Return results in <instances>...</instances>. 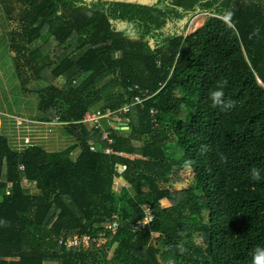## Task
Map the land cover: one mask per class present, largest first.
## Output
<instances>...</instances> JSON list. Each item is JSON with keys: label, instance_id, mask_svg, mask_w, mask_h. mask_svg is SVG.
Wrapping results in <instances>:
<instances>
[{"label": "trees", "instance_id": "1", "mask_svg": "<svg viewBox=\"0 0 264 264\" xmlns=\"http://www.w3.org/2000/svg\"><path fill=\"white\" fill-rule=\"evenodd\" d=\"M0 20L12 95L37 96L35 112L20 113L30 143L0 131V264H256L264 0H0ZM49 77L62 84L26 89ZM224 80L227 110L210 98ZM125 106L127 129L83 121ZM185 167L193 180L175 189ZM143 205L152 218L136 229ZM75 236L88 247L69 246Z\"/></svg>", "mask_w": 264, "mask_h": 264}, {"label": "rangeland", "instance_id": "2", "mask_svg": "<svg viewBox=\"0 0 264 264\" xmlns=\"http://www.w3.org/2000/svg\"><path fill=\"white\" fill-rule=\"evenodd\" d=\"M138 1H149V0H138ZM205 17H206V14L193 17L189 23L188 30H186L185 32L186 35H189L196 28L201 26L205 20ZM2 30L3 29H1V26H0V58H1V55H5L7 59L3 60L2 63L0 61V65H1L0 66V131H2L3 133H8L9 136L13 138L15 134L19 137L17 133V129L21 130L22 127H28V124L31 123V122H28V123L25 122L24 124V119H23L24 117H22L24 115H20V113H25V115L28 114L27 116H29V114H32V112H35V107L37 105V96L33 93L32 94L29 93L27 95L21 94V97H20V94L18 93H13L14 95H12L13 91L11 90H13L14 86H18L19 81L16 76V72H15L12 59L10 55H8L5 51V49L7 48L5 46L6 36H3L5 35V33L1 32ZM114 56H118V53H116ZM50 82H53L58 85L62 84L61 80H57V79H53V77H49L48 79H45V80H41L35 83L34 82L30 83L26 89L36 90L41 87H44ZM5 95L7 96L8 101L6 100ZM20 98H22L21 101H20ZM26 104H28L29 106L28 108L25 106ZM16 113L17 115H20V116H17V115L12 116L13 114H16ZM12 118H15V119H12ZM13 121H15V123L18 125L17 129H16V125L14 127V124L12 123ZM124 129H127V127L125 126ZM102 132L104 134L105 129H103ZM105 134H107V132H105ZM44 143H45L44 147L51 149V145L49 144L50 143L49 138L45 140ZM59 143H60V146H62V148L69 145L67 138L61 139V140L58 139L56 141V144H59ZM117 155H123V154L118 153ZM125 156L131 159L135 158L134 155H125ZM193 174L194 173L190 167L183 168L179 176L181 182H179L178 184H175V187H176L175 189H182V188L188 187V185L193 180V176H194ZM122 186H124V181L120 178L116 179L115 189L120 190ZM161 204H163L164 206H167L169 203L167 199H162ZM183 227L184 226H179V229H183ZM77 244H78V241L76 242V238L68 242L69 246H75ZM83 244L85 246L84 248L86 249L88 247L87 246L88 240L83 239Z\"/></svg>", "mask_w": 264, "mask_h": 264}, {"label": "built area", "instance_id": "3", "mask_svg": "<svg viewBox=\"0 0 264 264\" xmlns=\"http://www.w3.org/2000/svg\"><path fill=\"white\" fill-rule=\"evenodd\" d=\"M136 101L140 102V100L138 98L136 99ZM128 110H129V106H125V107L118 109V110H113V109L108 108L106 110L98 109L97 111H94V112L86 111L83 115V121L98 122L102 117H105L110 121L112 129H118V128L124 129L126 125L124 124L125 118L122 115V113L127 112ZM17 119H18V117H17ZM23 119H24V124H25V122L29 121L26 118H23ZM53 123H56V120H54ZM17 127H18V125H17ZM23 128L24 127H22V129ZM22 129L21 130L17 129V133L19 134V140L21 141L22 138L24 137L25 143L28 144V143H30L31 138L29 136L25 137L24 135H22L23 134ZM105 132H107V134H105ZM105 132L103 134V139L107 140L109 144H112L113 143V138L111 137L112 130L111 129H105ZM90 148H91V150H98L97 147L92 146V144H90ZM105 152L107 154L114 153L111 148H107L105 150ZM25 184L28 185V183H26V182H25ZM143 209H144L145 219L141 220L135 224L136 229L141 228L147 221L151 220V218H152V213H151L150 207L147 205H143ZM74 238H76V242L78 241V244L81 243L83 246H84L83 239L84 240L87 239L89 242V238L87 236H83L81 238H79L78 236H75ZM104 242H107L106 236L105 237L102 236V238L99 240L98 245L100 243H104Z\"/></svg>", "mask_w": 264, "mask_h": 264}, {"label": "clouds", "instance_id": "4", "mask_svg": "<svg viewBox=\"0 0 264 264\" xmlns=\"http://www.w3.org/2000/svg\"><path fill=\"white\" fill-rule=\"evenodd\" d=\"M232 15H233V12L232 11H228L227 14H226L225 19L231 18ZM227 84H228V81L224 80L219 85V89L220 90L212 91L211 94H210V98H211V100L213 102V106H222L223 110H227V109H230V108L234 107V103H235L234 101L225 102L223 100L224 92H223L222 89H223V87L227 86ZM251 177H252L253 180H259L260 179L259 170L256 169V168H253L251 170ZM180 251L181 252L184 251L183 247H180ZM258 252H259V254L256 257V264H264V250L258 249Z\"/></svg>", "mask_w": 264, "mask_h": 264}, {"label": "crops", "instance_id": "5", "mask_svg": "<svg viewBox=\"0 0 264 264\" xmlns=\"http://www.w3.org/2000/svg\"><path fill=\"white\" fill-rule=\"evenodd\" d=\"M15 115H17V114H13L12 116H15Z\"/></svg>", "mask_w": 264, "mask_h": 264}]
</instances>
